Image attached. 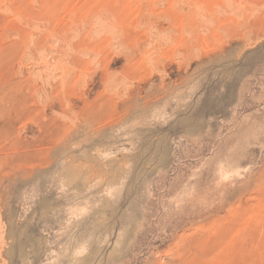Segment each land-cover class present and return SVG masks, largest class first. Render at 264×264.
<instances>
[{
	"label": "rangeland",
	"instance_id": "obj_1",
	"mask_svg": "<svg viewBox=\"0 0 264 264\" xmlns=\"http://www.w3.org/2000/svg\"><path fill=\"white\" fill-rule=\"evenodd\" d=\"M77 260L264 264V0H0V264Z\"/></svg>",
	"mask_w": 264,
	"mask_h": 264
},
{
	"label": "bare ground",
	"instance_id": "obj_2",
	"mask_svg": "<svg viewBox=\"0 0 264 264\" xmlns=\"http://www.w3.org/2000/svg\"><path fill=\"white\" fill-rule=\"evenodd\" d=\"M165 152H166V151H165ZM167 154H168V153H167ZM128 237H129V236H128ZM121 240H122V239H121ZM124 240H125V239H124ZM124 240H123V241H124ZM91 258H92V257H91ZM91 258H90V259H91ZM77 262H78V264L81 263L80 261L77 260L75 264H77Z\"/></svg>",
	"mask_w": 264,
	"mask_h": 264
}]
</instances>
